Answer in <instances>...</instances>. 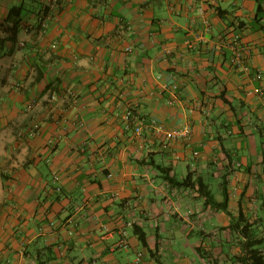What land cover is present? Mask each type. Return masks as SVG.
<instances>
[{
	"label": "crops",
	"instance_id": "1",
	"mask_svg": "<svg viewBox=\"0 0 264 264\" xmlns=\"http://www.w3.org/2000/svg\"><path fill=\"white\" fill-rule=\"evenodd\" d=\"M263 236L264 0H0V264H241Z\"/></svg>",
	"mask_w": 264,
	"mask_h": 264
},
{
	"label": "built area",
	"instance_id": "2",
	"mask_svg": "<svg viewBox=\"0 0 264 264\" xmlns=\"http://www.w3.org/2000/svg\"><path fill=\"white\" fill-rule=\"evenodd\" d=\"M131 48L127 49L128 52H131ZM235 63L241 67V68H246V63H245V57L243 56L242 53H237L236 58H235ZM259 79H262L263 76L261 74L258 75ZM70 95L74 97V100L77 102V95L73 91H70ZM57 96L54 94L52 97V100H56ZM174 102L170 103V105H173ZM125 120L128 125V127L131 126V122L133 120V113L132 111H128L125 114ZM134 130H135V135L138 137L143 136L144 131L146 130H151L156 132L158 135H164L165 137V146H171L175 143H178L180 141H190L193 135L192 129L190 127H184L181 129H168L166 128L160 121L157 119H149L148 121H137L134 124ZM194 155L196 157L200 156V152H195ZM177 159L180 157L178 155H175ZM126 236V233H123ZM120 247L125 248L126 243L123 240L120 243Z\"/></svg>",
	"mask_w": 264,
	"mask_h": 264
},
{
	"label": "trees",
	"instance_id": "3",
	"mask_svg": "<svg viewBox=\"0 0 264 264\" xmlns=\"http://www.w3.org/2000/svg\"><path fill=\"white\" fill-rule=\"evenodd\" d=\"M167 181L170 182V184L172 185H176L179 184L178 181H176L175 179H171L169 177H166ZM189 180H191V178L189 177L186 182ZM186 182L184 183V185H186ZM198 185L200 188V191H204L205 186L202 183L201 180H198L197 182H195V184H193V186ZM190 186V185H189ZM215 205V203H214ZM226 203L220 205V207L222 208H226ZM143 238V235H141ZM258 240V241H257ZM256 241H249L245 247H244V255L240 258V263L241 264H264V255L262 253V251L260 250L259 247H261L264 244V236L261 237L260 239H257Z\"/></svg>",
	"mask_w": 264,
	"mask_h": 264
}]
</instances>
